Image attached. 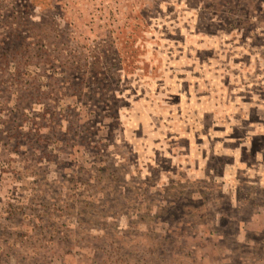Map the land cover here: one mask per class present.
<instances>
[{"label": "rangeland", "instance_id": "obj_1", "mask_svg": "<svg viewBox=\"0 0 264 264\" xmlns=\"http://www.w3.org/2000/svg\"><path fill=\"white\" fill-rule=\"evenodd\" d=\"M0 264H264V0H0Z\"/></svg>", "mask_w": 264, "mask_h": 264}]
</instances>
